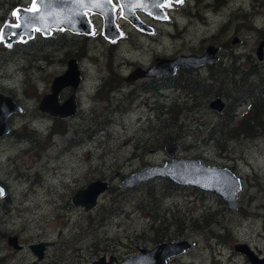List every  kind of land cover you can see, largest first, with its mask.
I'll list each match as a JSON object with an SVG mask.
<instances>
[{
    "label": "rangeland",
    "instance_id": "374dc122",
    "mask_svg": "<svg viewBox=\"0 0 264 264\" xmlns=\"http://www.w3.org/2000/svg\"><path fill=\"white\" fill-rule=\"evenodd\" d=\"M211 3L169 0V5H161L165 20L137 11L151 33L136 28L117 6L115 23L122 37L116 42L105 38L102 15L93 12L91 34L53 30L44 36L37 30L31 39L24 36L7 43L3 28L18 22L16 8L37 6L34 0H0V94L24 107V112L9 117L11 131L0 137V183L7 189L0 200V264L34 260L30 244L41 241L50 245L39 264H94L110 256L124 260L141 247L182 239L195 244L169 264H250L234 249L237 243L264 257V134L222 144L210 140L211 126L220 117L207 105L174 113L182 126L164 141L167 131L156 128L160 118L170 116L163 110H170L176 100L186 99L187 104L195 94L142 87L151 76L124 79L137 67L147 69L155 58L202 54L208 44L221 47L220 60L178 68L182 76L177 81L191 75L210 83L209 67L220 62L264 76V59L258 61L255 53L264 38V0H226L215 10ZM63 36L65 41L59 42ZM234 36L239 38L236 43ZM72 58L78 60L83 80L76 91L68 87L60 93L61 102L75 93L78 105L74 115L62 119L41 111L39 104ZM215 76L221 79L219 73ZM227 77L229 81L233 75ZM246 109L247 105L240 112ZM168 142L180 145L178 157L228 167L239 176L238 209L230 208L214 191L178 188L171 196L167 178L128 192L119 188L129 173L169 158L164 150ZM97 179L111 182L97 206L87 210L72 204L74 194ZM162 215L164 223L150 228L151 219ZM204 215L211 216L207 223ZM194 224L201 227L195 229ZM10 234L19 235L23 250L9 245Z\"/></svg>",
    "mask_w": 264,
    "mask_h": 264
},
{
    "label": "water",
    "instance_id": "95a60500",
    "mask_svg": "<svg viewBox=\"0 0 264 264\" xmlns=\"http://www.w3.org/2000/svg\"><path fill=\"white\" fill-rule=\"evenodd\" d=\"M121 6V14L136 28L151 32L152 28L140 21L136 15L137 10L149 13L154 18L166 19L162 10L164 0H116ZM178 2L179 0H173ZM38 6L36 11L18 7L16 13L18 24H6L3 28V38L7 43L21 40L24 36L32 38L36 29L45 36L56 30H70L74 33L91 34L93 24L90 22L87 10L97 12L103 18L104 36L109 41L120 37V32L115 24V5L112 0H34ZM14 34L13 37H10ZM239 40L237 36L232 38V43ZM220 47L208 44L202 54H180L173 58H155L147 69L135 68L124 79L134 81L141 77L152 78L168 77L175 75L178 68H199L203 65H211L220 60ZM258 61L264 59V39L258 43L255 50ZM82 80V71L78 60L72 58L64 73L54 77L51 91L43 96L39 108L51 116L67 118L77 112L78 105L75 93H72L65 101H60V93L68 87L74 91L78 89ZM208 107L215 112H222L225 101L216 97L209 101ZM23 112V107L11 96L0 94V137L10 132L8 119L14 113ZM179 144L170 142L164 145L168 159L162 165L150 164L125 176L119 183L120 189L132 188L142 182L154 178H169L172 182L193 186L201 190L216 192L224 202L233 209L238 208V192L241 189L240 178L227 167L208 165L199 159L181 158L176 155ZM111 186V182L97 179L86 187L79 189L71 199L72 204L83 206L87 210L95 208L99 197ZM6 195V188L0 183V199ZM8 243L14 249L23 248L19 244L17 235H10ZM195 243L187 239L179 241L159 242L151 248L141 247L137 253L131 254L124 260H117L110 256L108 261L102 257L94 264H168V261L176 256L184 254ZM48 242L30 244V249L38 260H42L47 250ZM234 249L245 255L250 264H264V257L258 256L245 243H237ZM36 264V263H34Z\"/></svg>",
    "mask_w": 264,
    "mask_h": 264
},
{
    "label": "trees",
    "instance_id": "16d2710c",
    "mask_svg": "<svg viewBox=\"0 0 264 264\" xmlns=\"http://www.w3.org/2000/svg\"><path fill=\"white\" fill-rule=\"evenodd\" d=\"M226 0H212L214 10L222 7ZM262 32V31H261ZM260 32V33H261ZM65 41L64 36L61 37L59 42ZM222 46V44H221ZM232 60V57H229ZM236 60L233 59V63ZM209 76L211 77V82L207 83L201 81L198 76H187L182 79L181 82L177 81V77L182 76L179 71L173 77L151 79L150 81L143 83L142 87L150 86L152 89H158L160 87L167 88H177L184 90L185 94L194 93V99L186 103V99L183 102L176 100L171 104L170 110H163V114L170 113L169 117H162L159 119V125L156 128H161V131H167L163 134V140L167 141L171 138L172 132L181 127L182 123H178V116L176 114H182L183 111L195 112L201 107H207L208 102L213 97H222L227 100L224 110L219 113V119L216 123L211 126V131L208 133V138L212 141H216L219 144L223 142L234 139L239 140L241 137L245 138H255L258 133L264 134V126L261 122L264 119V76L257 71L250 70H240L239 66H234L230 64H223L220 62L217 66H210L208 70ZM215 73H219L221 79L216 78ZM227 75H233V78L229 81L226 80ZM236 75V76H235ZM236 79H235V77ZM206 79V78H205ZM220 82L215 85L214 82ZM247 105L245 111L240 112V108ZM169 106V107H170ZM165 107V105H164ZM177 111V112H175ZM240 112V114H239ZM61 123L62 119L59 120ZM253 122V126L250 123ZM263 128V129H262ZM64 128L58 129L62 131ZM67 128H65L66 130ZM63 130V132L65 131ZM152 182L146 183L150 186ZM168 187L171 190L167 191L171 196H175V191L178 188L181 189H193L197 193H203L202 190L198 188H191L190 186H183L173 183L172 181H167ZM130 190H127V192ZM211 216L204 215L203 221L207 223ZM165 217L156 216L151 219L150 228H153L157 223H164ZM201 227L199 224H194V228L197 229ZM156 235L159 236L158 228H155ZM159 240V239H158ZM161 242V241H158Z\"/></svg>",
    "mask_w": 264,
    "mask_h": 264
},
{
    "label": "flooded vegetation",
    "instance_id": "af4514ba",
    "mask_svg": "<svg viewBox=\"0 0 264 264\" xmlns=\"http://www.w3.org/2000/svg\"><path fill=\"white\" fill-rule=\"evenodd\" d=\"M166 5H169V3L167 2V4ZM165 5V6H166ZM117 11H118V9H117ZM116 15H117V12H116ZM91 16H92V13H91ZM123 33H124V31H122ZM262 39H264V38H262ZM221 48V47H220ZM249 72H250V68H249ZM8 123H9V128H10V131H11V126H10V122H9V119H8ZM250 125L251 126H253L254 124H253V122H251L250 123ZM7 135V134H6ZM6 135H4V136H6ZM31 141H34V138H32V140ZM39 145V144H38ZM39 146H37V148H38ZM36 148V149H37ZM10 235H16V234H10ZM10 235H8L7 236V239H8V237L10 236ZM18 237H19V235H17ZM19 244L23 247V248H21V249H19V250H23L24 248H25V244H23V243H21V239H20V237H19ZM16 250V249H15ZM12 258H13V256H11ZM44 259V258H43ZM42 259V260H43ZM42 260H38L37 259V257H35V259L34 260H27L26 261V263H22V264H34V263H36V264H39V262L40 261H42ZM65 262H60L59 264H64Z\"/></svg>",
    "mask_w": 264,
    "mask_h": 264
},
{
    "label": "bare ground",
    "instance_id": "6f19581e",
    "mask_svg": "<svg viewBox=\"0 0 264 264\" xmlns=\"http://www.w3.org/2000/svg\"><path fill=\"white\" fill-rule=\"evenodd\" d=\"M167 2L169 3V0H164L163 3L164 5L167 4ZM117 12V9L115 10V13ZM91 13L93 14V12H91L90 10L87 11V14H88V18L91 19Z\"/></svg>",
    "mask_w": 264,
    "mask_h": 264
},
{
    "label": "snow or ice",
    "instance_id": "6c2138e0",
    "mask_svg": "<svg viewBox=\"0 0 264 264\" xmlns=\"http://www.w3.org/2000/svg\"><path fill=\"white\" fill-rule=\"evenodd\" d=\"M181 2H182V0H181ZM33 11H36L37 9L35 8V5L33 6V9H32Z\"/></svg>",
    "mask_w": 264,
    "mask_h": 264
}]
</instances>
